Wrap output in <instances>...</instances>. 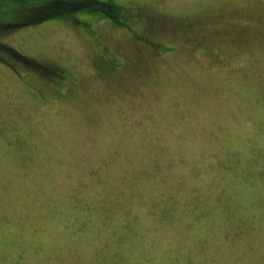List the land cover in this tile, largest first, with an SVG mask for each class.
<instances>
[{
    "label": "rangeland",
    "instance_id": "obj_1",
    "mask_svg": "<svg viewBox=\"0 0 264 264\" xmlns=\"http://www.w3.org/2000/svg\"><path fill=\"white\" fill-rule=\"evenodd\" d=\"M116 1L0 35V264H264V0Z\"/></svg>",
    "mask_w": 264,
    "mask_h": 264
},
{
    "label": "trees",
    "instance_id": "obj_2",
    "mask_svg": "<svg viewBox=\"0 0 264 264\" xmlns=\"http://www.w3.org/2000/svg\"><path fill=\"white\" fill-rule=\"evenodd\" d=\"M48 7L43 9L44 7ZM43 7V8H42ZM125 5L118 4L116 0H0V35L21 29L24 25L37 23L41 18L44 20L61 18L71 20L78 14H96L119 25L129 26L131 21V10H122ZM42 8L43 16H34ZM43 21V20H42ZM75 26L88 25L87 20H74ZM8 50L4 41L0 38V52ZM115 60L103 59L100 61L99 70L105 73H112L117 68ZM54 72V71H53ZM56 73V72H55ZM55 79L63 76L56 73Z\"/></svg>",
    "mask_w": 264,
    "mask_h": 264
},
{
    "label": "flooded vegetation",
    "instance_id": "obj_3",
    "mask_svg": "<svg viewBox=\"0 0 264 264\" xmlns=\"http://www.w3.org/2000/svg\"><path fill=\"white\" fill-rule=\"evenodd\" d=\"M43 7H42L43 9L48 8V7H45V6H43ZM42 8H39V10L42 9ZM128 8H130L131 13H132V16H131V21L132 22H128V23H131V24H129L128 29H129V27L131 28L132 24L135 25L137 23V24L140 25V27H139L140 30L137 29V31H136L133 28L130 29V30H133V31L129 30L130 32H132V35L135 34L134 37L136 35L138 36V37L134 38V40L138 41L139 39L140 40L142 39L143 42L147 41L146 43H148V42L151 43V45L154 48H156V46H158V43H159L156 40V38H155L156 34H152V33L157 32L156 28H158V30H160V29L166 30V28H167V30H172L174 28L172 23H174V25L177 24V23L182 24V22H180L179 19H174L173 20V19H171L169 17H166V15L164 16V15L158 14L157 12H152L149 9L144 8V7H142L139 4H135V5H132V6H125L122 10L127 11ZM42 10L38 11L37 13H35L36 15H34V16H43ZM41 19L44 20V17L41 18ZM166 19H168L170 21H168ZM42 20H40V21H42ZM112 23H114V22H112ZM114 24L117 25V26H120L119 24H116V23H114ZM140 34H142L143 37H140L141 36ZM107 48H108V45H102L101 59L112 60V58H114V56L111 55L110 53H108V49ZM9 51L11 53H17L14 49H10L9 48ZM19 56H20L19 59H21V60H25L26 59V58H22L21 55H19ZM3 60H4L5 64H7V66L10 67V68H12V67L31 66V65L26 63V62H28L27 59L25 60V62L24 61L22 62L21 60L20 61H16L15 59H12L7 54L5 55V58ZM11 64H13V65L11 66Z\"/></svg>",
    "mask_w": 264,
    "mask_h": 264
}]
</instances>
